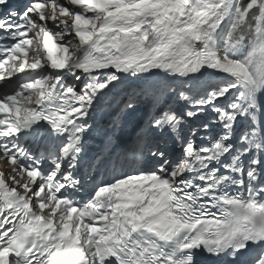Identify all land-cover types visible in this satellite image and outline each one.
Returning <instances> with one entry per match:
<instances>
[{"label":"snow or ice","instance_id":"obj_1","mask_svg":"<svg viewBox=\"0 0 264 264\" xmlns=\"http://www.w3.org/2000/svg\"><path fill=\"white\" fill-rule=\"evenodd\" d=\"M21 73L0 264H264V0H0Z\"/></svg>","mask_w":264,"mask_h":264}]
</instances>
